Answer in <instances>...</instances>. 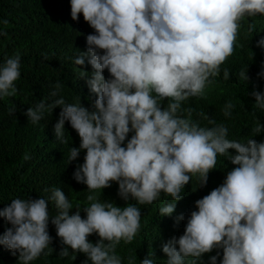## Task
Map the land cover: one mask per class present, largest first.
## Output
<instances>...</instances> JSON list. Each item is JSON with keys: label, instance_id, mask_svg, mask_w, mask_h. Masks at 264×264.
I'll list each match as a JSON object with an SVG mask.
<instances>
[{"label": "clouds", "instance_id": "9594fccd", "mask_svg": "<svg viewBox=\"0 0 264 264\" xmlns=\"http://www.w3.org/2000/svg\"><path fill=\"white\" fill-rule=\"evenodd\" d=\"M69 4L71 19L78 21L82 14L94 29L86 36L87 48L73 63L81 66L84 92L93 103L85 107L80 98L67 103L57 95V82L50 93L55 99L40 100L24 114L37 125L46 112L61 107L53 134L65 142V122L70 124L73 140L67 159L79 156L73 178L87 186L90 203L82 208L86 213L82 218L79 206L70 214L73 203L59 187L47 198H12L0 209V217L10 224L0 234V245L18 254V264H30L51 250V221L73 256L77 251L86 255L84 264H122L115 249L137 235L141 227L137 205L151 204L164 193L171 200L158 210L162 216L171 215L181 190L194 176L200 198L186 218L183 234L162 245L164 264H197L213 249H222L219 264H264V140L229 139L225 123L205 117L211 126H202L192 115L194 105L205 100L220 65L233 53L241 24L264 16V0H69ZM247 32H257L255 25L249 23ZM256 44L264 48V36ZM20 69L18 51L0 62V99L17 94ZM246 72L239 73L244 81ZM223 76L229 78L227 69ZM257 76L264 85V53ZM250 95L253 107L264 113V91ZM234 107L227 101L224 115L230 116ZM15 111L9 108L10 115ZM254 130L260 133L264 125L258 123ZM218 155L231 162L226 170L217 167ZM111 182L117 185V197L136 203L120 207L100 201L96 191ZM49 201L55 215H50ZM183 219V214L177 217ZM92 233L99 237L95 243L87 239ZM59 254L68 256V247ZM150 256L139 264H154ZM218 256L220 252L209 256V264H217Z\"/></svg>", "mask_w": 264, "mask_h": 264}, {"label": "trees", "instance_id": "16d2710c", "mask_svg": "<svg viewBox=\"0 0 264 264\" xmlns=\"http://www.w3.org/2000/svg\"><path fill=\"white\" fill-rule=\"evenodd\" d=\"M4 19L9 23L0 24L3 30V34H0V62L18 51L21 55V75L15 82L17 94L0 99V209L10 203L12 198H47L52 188L59 187L73 203L74 208L70 214L79 206L80 215L84 218L86 213L82 208L90 203L86 200L87 186L73 178L79 156L70 162L67 159L71 147L69 143L73 140L72 128L66 121V144L58 141L53 134V122L56 123L61 107L56 106L52 112H46L44 119L37 125L28 121L24 113L40 100L49 102L55 99L50 93L57 82L60 84L57 95L63 96L67 103H75L80 98L82 105L91 106L93 102L85 95V86L79 88L73 83L81 73L74 71L71 57L74 58L87 48L86 36L93 33L94 29L84 21L82 14L78 21L71 19L69 0H0V21ZM249 23L255 25L257 32L253 35L247 32ZM262 36L264 16L245 20L241 24L233 53L220 65V72L213 78L214 82L205 100L194 105L193 119L198 120L202 126H211L208 119H212L227 125L229 139L264 140V131L256 133L254 130L258 123L264 125V113L253 107V97L250 95L253 90L264 91V85H260L261 78L257 76L264 48L258 47L256 41ZM224 69L229 71L228 79H224ZM246 69L248 79L244 81L239 73ZM227 101L235 105L228 117L223 113ZM9 108H15L13 115L9 114ZM217 159V167L224 170L231 163L220 155ZM116 187L111 182L110 186L97 190V198L120 207L129 202L136 203L117 197L114 194ZM181 195V199L175 202L173 213L167 216L160 215L158 210L171 200L164 193L151 204L137 205L141 211V227L133 241L127 244L120 242L115 249L122 264H139L149 253L154 264H164L167 256L162 251V245L173 236L183 234L186 218L195 209L194 202L200 198L194 176L181 190ZM48 206L50 215H55L54 203L49 201ZM181 214L185 219L177 220ZM7 227L10 224L0 217V234ZM48 231L52 237L51 250H46L47 255L41 254L30 264H84L86 255L77 251L73 256L71 247L61 243L51 221ZM87 239L95 243L99 237L92 233ZM63 247H68V256L59 254ZM217 252H220L217 257L219 264L222 249H213L203 254L197 264H209L208 257ZM0 264H18V254L13 255L11 250L0 245Z\"/></svg>", "mask_w": 264, "mask_h": 264}, {"label": "bare ground", "instance_id": "6f19581e", "mask_svg": "<svg viewBox=\"0 0 264 264\" xmlns=\"http://www.w3.org/2000/svg\"><path fill=\"white\" fill-rule=\"evenodd\" d=\"M101 52L103 51V50H100ZM75 57V56H74ZM71 59H72V63H74V58H72L71 57ZM75 64V63H74ZM74 71L75 72H78V73H81V71H83L82 70V68H81V66H79V65H75L74 66ZM105 71L107 72V69H105ZM81 81V82H80ZM74 85H76L77 87H79V88H81L82 86H87V84H86V79H85V77H83V76H81V74L78 76V78L76 79V80H74ZM90 92V90H88V93ZM92 93V92H91ZM90 94V93H89Z\"/></svg>", "mask_w": 264, "mask_h": 264}]
</instances>
